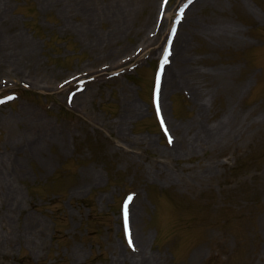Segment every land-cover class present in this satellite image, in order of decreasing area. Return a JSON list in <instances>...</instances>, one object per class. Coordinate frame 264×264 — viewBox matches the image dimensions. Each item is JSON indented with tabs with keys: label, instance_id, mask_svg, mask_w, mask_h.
Returning <instances> with one entry per match:
<instances>
[{
	"label": "rangeland",
	"instance_id": "1",
	"mask_svg": "<svg viewBox=\"0 0 264 264\" xmlns=\"http://www.w3.org/2000/svg\"><path fill=\"white\" fill-rule=\"evenodd\" d=\"M158 3L0 0V95L17 94L0 106V171L9 169L18 194L8 212L0 191V264H141L120 228L119 202L130 191L134 237L145 233L156 264H264V0L198 2L180 28L190 82L208 114L219 119L233 106L248 117L241 135L212 146L211 224L188 184L176 186L149 165L169 146L150 105L167 28L147 46ZM192 18L198 28L186 33ZM161 101L168 125L180 133L190 127L196 109L188 86L177 83ZM132 102L138 109L128 117ZM210 150L171 161L182 172ZM206 228L212 240L197 246ZM123 249L133 254L125 261Z\"/></svg>",
	"mask_w": 264,
	"mask_h": 264
},
{
	"label": "bare ground",
	"instance_id": "2",
	"mask_svg": "<svg viewBox=\"0 0 264 264\" xmlns=\"http://www.w3.org/2000/svg\"><path fill=\"white\" fill-rule=\"evenodd\" d=\"M209 1L210 0H195L189 6L188 11L198 2L205 3ZM152 4L153 3H151V5ZM213 4L214 2L211 3V5ZM115 10H117L115 19V26H117V29L115 28V30L122 32L124 24L126 22L127 11L124 7L116 8ZM154 23L155 25L152 28V33L156 36L155 39H150L149 37L146 38L147 46L154 44V42H157V39L162 32L164 25L167 23V19L164 22H159L158 20L156 21L155 18ZM187 27L188 30L186 31V33L195 28L197 29L198 22L196 18L189 19L187 22ZM224 30L225 28L223 29V31ZM227 31H229V28L226 29V34L229 33ZM176 37L180 42L183 43V45L174 47L173 60L169 64V66H166L165 72L163 73L160 89V100L161 94H166L168 92L170 93L172 86H175L177 84V81L183 82V84L188 86L191 90L192 104L195 107L196 111L191 118L190 127H186L184 132L180 133L179 126L175 125L172 122L169 123L171 129L175 131V134L177 136L176 138H174V141L169 147H165V149L161 151L160 154H163L165 158L160 161L153 160L149 162V165L151 169L155 170V173L159 175L163 173L162 177L167 178L168 181L172 180V182L176 186H183L188 184L190 188L195 191V194L197 196L195 202L199 204L205 202V211L208 218L207 222L209 221L208 223L211 224L214 212L212 182L214 181L217 168V162L214 159L212 146H214L216 143L227 140L229 137L233 136L236 133L241 135L246 127L245 120L248 117H246L244 111L241 108L233 106L227 107L225 109V115L219 119H215V114L213 113L208 114V112L206 111L207 105L205 103V96L201 93H198L190 82L192 68L187 66L186 64L189 62L191 54L189 51L184 52L183 47L185 45V41L183 39V36L179 35V33L177 32ZM150 49L153 52L155 51V48L153 49V47ZM137 109V105L132 102L131 109L127 110V115H125L131 117L132 114L137 111ZM38 143L39 142H32L33 147L38 145ZM209 148H211L210 153L206 155V159L203 162L197 163L196 165H189L186 169H181L182 172H177V170L174 168L171 160L177 154L188 155L189 158H192V156H195L198 151H205ZM1 168L0 191H2V193L4 194V199H7L9 201V203L7 204V211L11 212L14 210V208L10 206L16 205L18 194L17 190H15L13 186H11V182L9 179V169L4 165ZM2 185H4L3 188H1ZM202 197H204L205 200ZM135 202L136 199L134 198L130 206L134 207ZM131 207L129 218L130 223L131 219H133L134 223V216L138 217V214L136 213L134 215L133 213L132 218L133 209ZM165 218L166 215L164 214L163 219L165 220ZM207 230V228L204 229V231L202 230L201 237L197 240L196 243L197 246L204 242H209V237L212 240V237L207 232ZM39 234L42 235V232L40 231ZM131 237L133 239L135 247L137 246L138 249L134 253V255L124 249L120 253L121 258L125 261L128 255H133L136 258L140 259L141 264H156L159 258L154 255L145 253V249L143 246L145 233L136 231L135 240L133 235Z\"/></svg>",
	"mask_w": 264,
	"mask_h": 264
},
{
	"label": "snow or ice",
	"instance_id": "3",
	"mask_svg": "<svg viewBox=\"0 0 264 264\" xmlns=\"http://www.w3.org/2000/svg\"><path fill=\"white\" fill-rule=\"evenodd\" d=\"M188 2L189 3H191L192 2V0H188ZM187 5H185V7H186ZM182 11V10H181ZM175 31V28H173V32ZM169 55V52H168V49L167 48H165V50H164V58L162 59V61H161V64L163 65L164 63H166L167 62V56ZM9 99H10V97H9ZM0 102H2V101H0ZM169 142H171V140L169 141ZM130 199V198H129ZM130 243H131V241H130Z\"/></svg>",
	"mask_w": 264,
	"mask_h": 264
}]
</instances>
